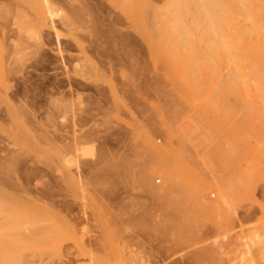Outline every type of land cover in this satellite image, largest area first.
I'll list each match as a JSON object with an SVG mask.
<instances>
[{"label": "rangeland", "instance_id": "1", "mask_svg": "<svg viewBox=\"0 0 264 264\" xmlns=\"http://www.w3.org/2000/svg\"><path fill=\"white\" fill-rule=\"evenodd\" d=\"M118 1L0 0V264L19 263L20 235L44 242L33 264H264V30L236 13L240 37L157 47L170 0H143L147 19H166L147 21L161 24L155 43L135 26L137 1ZM237 38L260 60L239 57ZM172 45L200 80L176 56L162 63Z\"/></svg>", "mask_w": 264, "mask_h": 264}, {"label": "bare ground", "instance_id": "2", "mask_svg": "<svg viewBox=\"0 0 264 264\" xmlns=\"http://www.w3.org/2000/svg\"><path fill=\"white\" fill-rule=\"evenodd\" d=\"M44 1V0H43ZM47 1V0H46ZM122 1V0H121ZM128 1V0H127ZM126 1V2H127ZM135 1H137V3H135L137 6L135 7V10H129V9H127V10H129V12H133V20H134V23H135V26H137L138 27V30H140V33H141V35L143 36V38L145 37V39H149V41H151L150 39H152V37L151 38H149L150 36H152L151 35V33H153V30H151L152 28H154L155 29V27H152V24H153V22H154V24H156V25H154V26H157L158 24V22L159 23H163L166 19H163V20H161V21H159V19H161L160 17H159V19L156 21L155 19L153 20H149V19H147V17H145L144 16V12H145V9L144 8H146L147 9V6H145L144 4H143V0H135ZM134 1V2H135ZM145 1V0H144ZM148 2H149V0H147ZM119 2H120V0L118 1V5H119ZM148 2H145V3H148ZM169 2V4L167 5V8H166V10H165V8H164V11H166L167 12V14L164 12V14H166V15H168V18H167V24L169 25V27L168 28H166L167 29V31H165V28H164V31L165 32H163V34L161 35V34H157L158 32L156 31L157 29L158 30H161V29H159L161 26V24H159V26L158 27H156V29L154 30V32L156 31L157 33V36H156V38H158L160 35V37L161 38H163V40L162 39H160V37L157 39V43H156V45H157V47H159V46H163L164 44H162V43H166L167 41L166 40H168V39H173V38H187V37H190V36H192V35H195V36H200V39L202 38H204L205 39V41L206 42H208L207 40H209V42H211L212 43V39H214L215 41H217V42H215L216 44L218 43V38H221L222 40H225V41H227L226 39H224V38H226V37H230V38H232V37H234L232 34L234 33V32H232V31H236L237 32V34H239V36H235V37H240L241 36V34H243L244 35V30L242 29V28H239V26H237L236 25V23H235V20H236V13H237V15L239 14V16L238 17H242V16H247V18H248V20L247 19H244L243 21H245V20H247V22L250 20V22H251V27H252V24L254 25V27L252 28V29H250L251 30V32H249V29H248V32L251 34L252 32H254V33H256V31H258V32H262L264 29V26H262L263 25V14L264 13H262V15H259V16H257V15H251V13L253 12V13H255L256 11H262V12H264V0H170V1H168ZM246 2H248V3H246ZM48 3V2H47ZM116 3H117V1H116ZM128 3V2H127ZM129 3H130V1H129ZM129 3L128 4H126L125 2H124V4H126V5H129ZM22 4V3H21ZM24 5L26 4V3H23ZM122 3H120V5H121ZM123 4V5H124ZM131 4V3H130ZM2 5V4H1ZM7 5V4H6ZM20 5V4H19ZM123 5H121V6H123ZM147 5V4H146ZM151 5V4H150ZM21 6H23V5H21ZM26 6V5H25ZM48 6V5H47ZM120 6V7H121ZM125 6V5H124ZM123 6V8H124V10H125V7ZM131 5H129V7H130ZM250 6H253V8L252 9H250L249 7ZM152 9H150L149 8V12L150 13H155V14H152L153 16L155 15L156 17H158V12H156V10H155V12H154V7H152V5L150 6ZM48 8H49V6H48ZM47 8V11L49 12V13H51V12H53L54 13V11H51L50 12V8L48 9ZM122 8V7H121ZM2 10V9H1ZM3 10H4V8H3ZM20 10H22V9H20ZM24 10V9H23ZM52 10V9H51ZM151 10V11H150ZM159 10V9H158ZM5 11V10H4ZM46 11V12H47ZM21 12H23V11H21ZM128 12V11H127ZM149 12H148V10H146V13H148L149 14ZM24 13V12H23ZM23 13H22V15H23ZM52 13V14H53ZM157 13V14H156ZM51 14V15H52ZM128 14V13H127ZM161 14V13H160ZM261 14V13H260ZM20 15V14H19ZM130 15V14H129ZM146 15V14H145ZM150 15V14H149ZM250 16H252V18H253V20H251L250 18ZM25 17V16H24ZM145 17V18H144ZM161 17H163V16H161ZM238 17H237V19H238ZM164 18H165V15H164ZM25 19H27V18H25ZM131 19V20H132ZM242 19V18H241ZM153 21V22H150V23H147V21ZM238 20H240V19H238ZM24 21V20H23ZM26 21V20H25ZM25 21H24V23H25ZM242 21V20H241ZM155 22H157V23H155ZM236 22H237V20H236ZM152 23V24H151ZM239 23V21L237 22V24ZM143 24H148V25H146V28L143 26ZM151 24V25H150ZM250 24V23H249ZM148 26V27H147ZM165 26H166V24H165ZM254 30V31H253ZM161 31H163V30H161ZM160 31V32H161ZM232 32V33H231ZM249 33H246V36L247 35H249ZM263 34V32L261 33V35ZM159 35V36H158ZM253 35V34H252ZM194 36V37H195ZM197 36V37H198ZM259 36V35H258ZM147 37V38H146ZM155 37V34L153 35V38ZM224 37V38H223ZM235 37H234V39H235ZM243 37H245V36H243ZM248 37V36H247ZM156 38L154 39V40H156ZM192 38V37H191ZM253 38V37H252ZM262 38H264V34H263V37ZM261 38V39H262ZM197 39V38H196ZM201 39V40H202ZM217 39V40H216ZM221 39H219V42H220V40ZM238 39V38H237ZM240 39V38H239ZM238 39V40H239ZM247 39V38H246ZM253 39H255V37L253 38ZM257 39V38H256ZM153 39H152V41L155 43V41H154ZM159 40V41H158ZM160 40H162V41H160ZM164 40H165V42H164ZM193 40V39H192ZM201 40H200V42H201ZM211 40V41H210ZM214 40H213V43H214ZM248 40V39H247ZM250 40H252V39H250ZM151 41V42H152ZM169 41V40H168ZM173 41H174V39H173ZM181 41H182V43H183V45L185 44L183 41H185V40H182L181 39ZM229 41V40H228ZM231 42H233L232 40H230ZM241 40H239V42L237 43V45L240 47H244V48H242V50L244 49V51L246 52V50H247V52L248 51H250V53L248 52V54L250 55L251 54V58L252 57H254V56H256V57H258L259 58V60H260V56L259 55H257V52H259V51H257V49H255L256 47H258V50H260L259 49V46H252V45H254L255 43H253V42H251V43H253V44H250L249 43V46L251 45L252 46V48H253V50H256V52H254V51H252V50H250L249 49V46H247V47H245L246 45H244L245 43V41H243L242 40V42H240ZM159 42L161 43V45L159 44ZM172 42V41H171ZM236 42H237V40H236ZM148 43H150V42H148ZM154 43H152V44H154ZM181 43V42H180ZM192 43V42H191ZM211 43H209V45H210V48H212L213 46V48H216L215 46H217L216 44L215 45H213L212 47H211ZM212 43V44H213ZM221 43H223V45H226L227 46V44L225 43V42H221ZM152 44H151V46H152ZM159 44V45H158ZM172 43H170L169 44V46H168V48H170ZM173 44H176L175 43V41H174V43ZM200 44V43H199ZM204 44V43H203ZM206 45L208 44V43H205ZM232 44V43H231ZM186 45V44H185ZM195 45V47L197 48V46H196V43L194 44ZM208 45V46H209ZM235 45V44H234ZM242 45H244V46H242ZM150 46V45H149ZM164 46H167V44L166 45H164ZM174 45H172V47H173ZM181 46L182 45H180V47L179 48H181ZM238 46H235V47H238ZM152 47H154V46H152ZM177 47V46H176ZM184 47V46H183ZM194 47V48H195ZM204 47V46H203ZM224 47V46H223ZM222 46H221V48H223ZM241 47L239 48V49H237L236 50V53H237V51H240L239 53L240 54H237V55H239V57L241 56H244V59H245V61L246 62H248L249 63V61L251 60V58L250 57H248V54L246 53V55H244L245 54V52H243L242 50H241ZM255 47V48H254ZM164 49H165V47H163ZM163 48H161L162 50L161 51H163V52H168L169 51V49H168V51H167V49H165V50H163ZM212 48V49H213ZM224 48H226V47H224ZM247 48V49H246ZM260 48H262L263 49V47H260ZM152 49V48H151ZM176 49V50H178L177 48H175V46L173 47V48H171L170 49V51L172 50V53H173V51ZM190 49V48H189ZM205 49V48H204ZM208 49H209V47H208ZM228 49V47L226 48V50ZM155 50V49H154ZM206 50L207 49H205V55H206V53H208V52H206ZM210 50V49H209ZM232 50V49H231ZM157 51V50H156ZM156 51H153V53H152V55L153 54H155L154 52H156ZM160 50H158V52H159ZM201 52H202V50H200ZM211 51V50H210ZM242 51V52H241ZM178 52H179V50H178ZM177 51H174V54L176 53H178ZM181 53H182V50L180 51ZM180 52L177 54V55H172V53H164L163 54V56H165V54H166V56L165 57H167V55H168V57L167 58H163L162 56V58H163V61L164 62H162V63H165V60H167L170 56L171 57H173L174 59L172 60V61H170V62H172V64H173V62H174V66H175V63H177V62H175V58L177 57V59H176V61H178V64L180 63V64H184V66H185V68L183 67V66H180V67H182V69H180V67H173L174 68V70H175V72H177V77H175V78H178L179 80L180 79H182V82L184 81H188L190 78H194V76H192L193 74L195 75V73H197V72H192V73H189V75H191L190 76V78H189V75H188V72H186V71H190L191 70V68L190 67H192V64H191V62H190V60H189V64H187L186 62L187 61H185L186 59H185V57H189V56H187V52L189 53V51H186V52H184V54L182 53V54H180ZM227 53H228V51H226ZM261 52V51H260ZM264 52V51H263ZM157 53V52H156ZM203 53V52H202ZM236 53H234V54H236ZM242 53V54H241ZM244 53V54H243ZM253 53V54H252ZM255 53H256V55H255ZM171 54V55H170ZM210 54V53H209ZM214 54V53H213ZM158 55V54H157ZM189 55V54H188ZM201 55V54H200ZM176 56V57H175ZM182 58V59H180V57ZM182 56H184V57H182ZM191 57L193 56V54H191L190 55ZM196 56V55H195ZM204 56V55H203ZM207 56H208V54H207ZM228 56V55H227ZM153 57H154V55H153ZM155 57H156V55H155ZM170 57V58H171ZM200 57V56H199ZM230 57V56H229ZM169 58V59H170ZM178 58L180 59V61H182L183 59H184V61L185 62H180L179 60H178ZM193 58H194V56H193ZM204 59H208V57L206 58V56H204L203 57ZM203 58H201V60H200V58L198 59L199 61H201L202 62V59ZM250 58V60L248 61V59ZM197 59V58H196ZM203 59V60H204ZM230 59H232V57L230 58ZM242 59V58H241ZM157 60V59H156ZM171 60V59H170ZM188 60V59H187ZM232 60H234V59H232ZM192 61V60H191ZM206 60H204V63H206L205 62ZM210 61V60H209ZM156 62V61H155ZM157 62H160V61H157ZM156 62V63H157ZM193 62V61H192ZM195 62H196V60H195ZM193 63L194 65L196 64V63ZM198 62V61H197ZM236 62H237V60H236ZM203 63V62H202ZM203 63V64H204ZM208 63V62H207ZM206 63V64H207ZM233 63H235L234 61H233ZM238 63H240V62H238ZM250 63H251V61H250ZM258 63V62H257ZM171 64V63H170ZM171 64V66H170V68L173 66ZM178 64H176V65H178ZM199 64H201V63H199ZM198 64V65H199ZM259 64V63H258ZM262 64V63H261ZM235 65V64H234ZM242 65H243V63H242ZM249 65V64H248ZM248 65H246V64H244L243 66H248ZM190 66V67H189ZM210 66V65H209ZM260 65H258V67H259ZM203 67H204V65H203ZM203 67L201 68V70L203 69ZM211 67V66H210ZM216 67V66H215ZM234 67H236V66H234ZM262 67V66H261ZM177 68V69H176ZM193 68H194V66H193ZM199 68V67H198ZM198 68H195L196 70L198 69ZM205 68H207V67H205ZM237 68V67H236ZM247 68H249V67H247ZM166 69V68H165ZM178 69H180L182 72H180V70H178ZM207 69H209V67L207 68ZM213 69H214V67H213ZM250 70H252L251 68H249ZM260 69V68H259ZM259 69H257V72L259 71ZM166 70H169L170 71V69L167 67V69ZM172 70V69H171ZM180 72V75H182L184 72V74H186L187 73V75H182V77L184 76L186 79H187V77H188V80H184L183 78H180L179 76L180 75H178L179 74V72ZM185 70V71H184ZM199 70V69H198ZM216 70H218V69H216ZM237 70V69H236ZM184 71V72H183ZM192 71V70H191ZM200 71V70H199ZM211 71V70H210ZM210 71H207V72H209L210 73ZM212 71H214V70H212ZM211 71V73H213ZM238 71H240L239 69H238ZM237 71V72H238ZM202 72H204V71H202ZM207 72H206V74H207ZM217 73H219L218 71H216ZM234 72V71H233ZM244 72H246V71H244ZM253 72H255V70L253 71ZM166 73H170V72H166ZM173 73V72H172ZM182 73V74H181ZM240 73H242L241 71H240ZM240 73H238L239 74V76H240ZM250 73V72H249ZM248 73V74H249ZM199 74H200V72H199ZM198 74V75H199ZM216 74V73H215ZM215 74H211V75H215ZM201 75V74H200ZM210 75V74H209ZM210 75V76H211ZM217 75V74H216ZM167 76V75H166ZM187 76V77H186ZM196 76V75H195ZM202 76V75H201ZM248 76H250V75H248ZM252 76V75H251ZM206 77H207V75H206ZM205 77V78H206ZM215 77H217V76H215ZM230 77H235V75H231ZM167 78V77H166ZM170 78H171V76H170ZM173 78V77H172ZM174 78V79H175ZM195 78H197V76L195 77ZM201 78H203V76L201 77ZM210 78H212V77H210ZM229 78V77H228ZM248 78H250V77H248ZM259 78V77H258ZM264 78V77H263ZM177 79V80H178ZM197 79H199V78H197ZM168 80H170L171 81V79H168ZM178 80V81H179ZM193 80H195L196 81V79H192V81ZM200 80V79H199ZM207 80H209L208 78H207ZM213 80V79H212ZM229 80V79H228ZM228 80H227V82H228ZM190 81V80H189ZM189 81L188 82H186V83H182V82H180L179 81V84H182V85H179L180 87H184L185 85L187 86V88H188V90L189 91H191L190 93H193L194 92V90L192 91V90H190L191 89V86L189 85L190 83H189ZM195 81H193V82H195ZM202 81H204L205 82V80H202ZM210 81V80H209ZM232 81V80H231ZM234 81V80H233ZM249 81V80H248ZM193 82L191 83V84H193ZM211 82V81H210ZM226 82V81H225ZM226 82V83H227ZM241 82H242V80H241ZM252 82V81H251ZM254 82V81H253ZM257 82V81H256ZM198 83V82H197ZM229 83H230V81H229ZM228 83V84H229ZM243 83V82H242ZM185 84V85H184ZM196 84V83H195ZM199 85H200V83H198ZM204 84V83H203ZM213 83L211 82V85H212ZM230 84H232L233 85V88L232 89H234L233 90V92L235 91L236 92V97H235V100H233L232 101V103H234V101L236 102L237 101V96H239V99H240V97H241V95H240V93H241V89L239 88V85L237 84V83H230ZM248 84V83H247ZM249 84H250V82H249ZM210 85V86H211ZM225 85V84H224ZM243 85V88H245V82H244V84H242ZM179 86H177L178 88H179ZM207 86V85H206ZM205 86V87H206ZM213 86H216L215 84L213 85ZM222 86V85H221ZM175 87V86H174ZM193 87V86H192ZM197 87V86H196ZM195 87V88H196ZM199 87V86H198ZM203 87H204V85H203ZM204 87V88H205ZM208 87V86H207ZM212 87V86H211ZM225 87H227V86H225ZM246 87H247V85H246ZM253 87H255V86H253ZM252 87V88H253ZM178 88H176L175 87V89H176V91H178L179 89ZM185 88V87H184ZM183 88V89H184ZM208 88H210V87H208ZM215 88V89H214ZM216 88H217V86L216 87H213V89H214V91L216 90ZM220 88H222V87H219L218 89H220ZM227 88H230L229 86L227 87ZM198 89V92H199V88H197ZM212 89V88H211ZM225 89V88H224ZM254 89V88H253ZM210 90V89H209ZM245 90V89H244ZM206 91H207V88H206ZM216 91H218V90H216ZM220 91H222V90H220ZM252 91V90H251ZM183 92V91H182ZM195 92H196V89H195ZM194 92V95L196 94ZM211 92V91H210ZM213 92V91H212ZM189 93V94H190ZM224 93V92H223ZM223 93H221L220 92V94H223ZM229 93V92H228ZM231 93H232V91H231ZM247 93V92H246ZM204 94H205V92H204ZM219 94V95H220ZM264 94V93H263ZM198 94H196V96H197ZM206 95V94H205ZM211 95H212V93H211ZM252 95V94H251ZM192 97H193V95H191ZM199 96H201V94L199 95ZM216 96V95H215ZM223 96V95H222ZM255 96H258V95H255ZM218 97V96H217ZM221 97V96H220ZM225 97H226V95H225ZM243 97V96H242ZM251 97V96H250ZM190 98V97H189ZM205 98V97H204ZM213 98V97H212ZM223 98V97H222ZM227 98V97H226ZM197 99V98H196ZM201 99V98H200ZM203 99V98H202ZM243 99V98H242ZM240 100L241 102H245L246 100ZM256 99H257V97H256ZM198 100V99H197ZM196 100V101H197ZM232 100V99H231ZM262 100V99H261ZM191 101V100H190ZM196 101H193V102H195L196 103ZM228 101V100H227ZM241 102H239V104H244V103H241ZM206 103V102H205ZM204 103V104H205ZM238 103V102H237ZM235 104V103H234ZM246 104H248V101H246ZM194 105V104H193ZM238 105V104H237ZM245 105V104H244ZM249 105V104H248ZM242 107H243V105H242ZM245 107V106H244ZM226 108V107H225ZM256 111V110H255ZM259 112V111H258ZM257 113V112H256ZM206 114V113H205ZM221 114V113H220ZM225 114V113H224ZM247 116V115H246ZM249 119V118H248ZM214 121V120H213ZM208 122V121H207ZM241 122V121H240ZM252 122V121H251ZM245 123V122H244ZM249 124V123H248ZM197 126V125H196ZM242 126H243V124H242ZM241 126V127H242ZM246 126H247V124H246ZM253 126V125H252ZM209 127V126H208ZM202 128V127H201ZM220 128H221V126H220ZM234 129H236V128H234ZM249 130V129H248ZM240 132V131H239ZM225 138V137H224ZM226 142V141H225ZM160 154H161V152H160ZM226 154V153H225ZM157 156V155H156ZM159 158V157H158ZM158 158H156V160H158ZM172 158V157H171ZM159 161H161V160H159ZM175 167V166H174ZM173 179H174V175H173V173H172V175H171V173L170 174H168V179H167V184H166V187H165V190H164V192H165V194L166 195H171L172 196V192L174 191V189H175V182L173 181ZM192 183V182H191ZM184 186H185V183H184V185L182 184L181 185V187L180 188H184ZM187 186V189H189L190 187H188V185H186ZM185 186V187H186ZM191 186H192V184H191ZM151 187V186H150ZM153 189V188H152ZM186 189V188H185ZM186 189V191H187V193L190 195L191 193L190 192H188V191H190V189L189 190H187ZM156 190V189H155ZM185 191V192H186ZM157 192V191H156ZM159 192V191H158ZM186 193V194H187ZM158 195H159V193H157ZM161 195H162V193H160ZM188 199H189V203H190V205L192 204L191 202V198L190 197H188ZM197 204V203H196ZM176 205V204H175ZM196 206V205H195ZM191 208V207H190ZM211 207L209 206V207H207V210L208 209H210ZM197 209V208H196ZM200 209V208H199ZM195 210V209H194ZM173 222V221H172ZM169 219H167V220H165V222L162 224V226H165L166 227V225L167 226H169ZM21 225V224H20ZM171 225H172V223H171ZM170 225V226H171ZM19 227V226H18ZM160 227V228H159ZM158 228L159 229H161V226H159ZM167 228V227H166ZM19 229V228H18ZM164 229V228H163ZM182 230V229H181ZM19 231V230H18ZM19 234H21V233H19ZM49 234V233H48ZM37 235V234H36ZM35 235V236H36ZM45 235V234H44ZM43 235V236H44ZM15 236V235H14ZM21 236V235H20ZM18 237L17 238V243L15 244V243H13V241H12V243L14 244V245H17L16 246V249L15 248H13L14 249V256H15V258H16V260H18L19 261V263H21V264H33V261H30V262H26L25 260L27 259V258H33V256H40V255H42V254H40V253H37V255L35 254V255H33L34 253H35V251L36 252H41L40 251V247L38 246V244H39V242H41V243H44L43 241H42V239H36V237H34V238H32V237H30V236H25V235H22L21 237ZM43 236H42V238H43ZM31 238V239H30ZM16 238H14V240H15ZM45 239H46V236H45ZM49 239V238H48ZM46 241V240H45ZM54 241H56V240H54ZM49 242V241H48ZM32 243V244H31ZM45 243H47V242H45ZM17 247H18V249H17ZM26 250H28V251H26ZM31 250V251H30ZM33 250V251H32ZM35 250V251H34ZM42 250V249H41ZM26 251V252H25ZM44 251V250H43ZM34 252V253H33ZM18 255H19V257H18ZM44 255V254H43ZM14 258V257H13ZM40 259H41V257H39ZM38 258V259H39ZM22 260V261H20V260ZM24 261V262H23ZM41 261V260H40ZM40 261L38 260V263H40ZM17 262V261H16ZM36 262V261H35ZM18 262H17V264H19ZM42 263V262H41Z\"/></svg>", "mask_w": 264, "mask_h": 264}]
</instances>
